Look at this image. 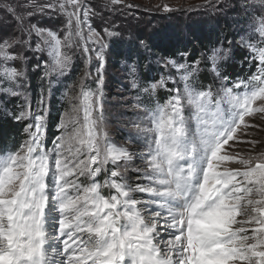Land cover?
Masks as SVG:
<instances>
[{
	"label": "snow or ice",
	"instance_id": "obj_1",
	"mask_svg": "<svg viewBox=\"0 0 264 264\" xmlns=\"http://www.w3.org/2000/svg\"><path fill=\"white\" fill-rule=\"evenodd\" d=\"M220 2L206 0L208 6ZM51 7L34 2L21 10L8 4L3 11L17 21L18 32L39 38L36 50L49 57L44 75L63 76L71 62L65 48L73 36L83 39L89 9L83 0L58 3L68 17L63 40L38 25L24 27L37 14L34 9L43 13ZM248 7L245 3L247 27L239 44L252 55L257 72L246 80L232 82L222 74L228 58L223 48L207 55L213 84H198L203 56L190 64L167 60L178 79L169 74L143 89L133 79L132 87L149 97L166 88L168 79L175 84L162 103L133 105L131 143L139 152L110 142L103 127L105 45L89 28V39L101 45L97 90L81 87L73 98L76 115L61 117L52 149L44 143L45 116L29 106L13 117L29 121L27 139L15 150L0 151V264H264V150L234 151L237 143L254 151L261 142L244 137L260 127L250 120L264 121V0L253 12ZM162 10L175 9L164 4ZM28 44L23 36L0 38V81L9 85L3 94L24 86V72L4 65L23 59L14 50ZM139 44L149 50L145 41Z\"/></svg>",
	"mask_w": 264,
	"mask_h": 264
},
{
	"label": "trees",
	"instance_id": "obj_2",
	"mask_svg": "<svg viewBox=\"0 0 264 264\" xmlns=\"http://www.w3.org/2000/svg\"><path fill=\"white\" fill-rule=\"evenodd\" d=\"M239 0L229 1L232 9L236 10L233 14L226 15L224 18H220L219 15L211 17L210 26L200 28L198 30H185L180 36H173L168 39L153 38L147 35L142 28L134 37L130 30L126 32L118 31L115 27L121 24V20L118 19V11H113L111 15V9L106 8L98 11V18L102 22L115 24L114 28L110 27L113 36L107 41L109 48L108 63L114 69L121 71V76L130 75L129 69L137 70V81L139 89L149 86L150 84L160 80L162 77H169L171 74L175 79L179 78V73L175 69L167 67V60H176L180 63H192V61L205 57L201 61L198 84L210 85L214 83V75L207 67V55H209L212 49H229V57L221 63V72L223 75L229 77L230 81L235 82L238 79H247L250 75L257 72L256 63L254 62L252 55L243 47L240 46L239 41L241 39V29L247 27L244 17L245 4H238ZM249 5L247 8L248 12H253V6H257L255 1L251 3V0H244ZM13 6H19L21 10L31 9L26 3L21 1H11ZM10 3V4H11ZM44 2L40 3L43 4ZM45 4V3H44ZM3 7V6H2ZM36 15L33 16L31 21H25V28L29 27V24L38 25L42 24H59V17L56 11L50 12L45 9L43 13L36 9ZM258 10V8L256 9ZM120 12V11H119ZM4 14V16H3ZM147 14H142L138 17L141 21L145 22L148 17ZM159 16L153 15V19L157 22L154 23L155 28L162 26L161 20L164 18L162 14ZM0 38H10L11 36H23L24 39L29 41V44L16 47L14 53L26 59L29 64L26 68L21 69L24 66L22 59H17L15 62L10 61L9 64L12 66L19 67L24 72V83L27 86L28 95L27 100L31 110H36L40 107V100L43 98V102L46 101L47 117H46V137L45 140L56 139L57 135L61 131L56 126L60 123L61 112L65 111L64 103L65 100L62 98L63 87L54 85L51 83V78L45 76L46 65H42L45 62V58L41 55V52L33 50L35 43L31 39H34V34L28 36L26 33H20L17 31V21L11 16H8L3 8H0ZM232 18H234L232 20ZM152 19V16L150 17ZM144 24V23H143ZM36 39V38H35ZM143 40L149 46V50L145 51L139 44V41ZM234 44V46H233ZM182 53H187L186 57H182ZM155 61L152 62V61ZM31 62V63H30ZM160 62H165L163 65ZM40 67H37V65ZM45 64V63H44ZM76 71L67 74L62 82H69V80L75 77V73L78 71V65L74 68ZM49 77V78H48ZM48 78V81L45 80ZM61 82V84H62ZM59 84V83H56ZM217 84V83H216ZM174 79H168L167 87L160 89L158 93L149 97L142 90H133L132 93L140 96L139 101L143 102L145 106L154 105L157 101L162 102L169 96L168 88L174 87ZM128 89V87H126ZM30 96V97H28ZM21 102L8 95L5 97L0 96V151L4 150H15L25 138L24 128L29 121L21 120L17 122L13 117L18 115L23 107H19ZM49 146H54L53 141L46 142ZM101 179V180H100ZM98 179L99 182L103 178ZM105 190V188H103ZM105 194V193H104Z\"/></svg>",
	"mask_w": 264,
	"mask_h": 264
},
{
	"label": "rangeland",
	"instance_id": "obj_3",
	"mask_svg": "<svg viewBox=\"0 0 264 264\" xmlns=\"http://www.w3.org/2000/svg\"><path fill=\"white\" fill-rule=\"evenodd\" d=\"M11 1L13 0H0V8H4L6 5L10 4ZM14 1H21L23 3H26L28 6L31 7V9L34 2L38 4L42 2H44L45 4H51L53 7L46 9H48V11L50 12L56 11L59 17V24H42L39 27L57 34L63 40L64 35L68 31L66 26L68 19L67 14L61 12L58 8V3L63 2V0ZM229 1H232L233 3V0H221L220 3L214 6H208L206 4V0H124V4L122 5H111L110 3H107V0H83V5L89 9L87 23L83 26V39L73 36L71 40V46L65 48V51L71 58L70 66L66 70L65 75L58 76L55 74H51L49 76L51 78V83H54V85L57 86L59 85V87H63L62 98H64L65 100V111L61 112V117L66 112L69 113V115H76L72 112V107L73 104L78 103V101L74 100L73 98L79 95L82 86L85 89H91L93 91L97 90V69H99L100 67V61L97 59V51L100 50L101 45L95 43L94 39H89V28H91L94 32L100 33L103 36V45H105V47H103L104 67L103 69H101V72L104 77L102 87L104 102L103 127L108 133V138L110 142L120 147H127L130 151L139 152L140 146L138 144L131 143L132 139L136 137V130L133 127V122L137 119L133 105L137 104L140 98L139 95L137 97V95L132 93L133 90H136L132 87L134 78L135 82L138 84L137 75L135 74L137 70H135V72L133 73L132 68L130 67V75L127 76L125 74L121 76L120 70L114 69L112 66L109 65L107 58L109 56V48L107 41L111 39V36H113L114 33L111 32L112 30H110V27L114 28L113 26L116 25L111 23L110 20L108 23L102 22L98 18L99 9L104 10L106 8H109L111 9V15L112 13H115L113 11H118V19H120L121 24H123L119 25L118 27H115L118 31H121L120 28H122V32L130 30V33L133 34L134 37H136V34H138L139 31H142L143 28V30H145L144 32L147 33V35L150 37L168 39L173 36H180L182 33L185 32V30L188 29L195 31L200 28L210 26L212 22L211 17H216L215 15H219L220 18H224L226 15L230 16L236 10L232 9V5L229 6ZM253 2L254 0H251V3ZM258 2L259 0H256L255 4L258 5ZM44 3L41 5H45ZM129 4L132 5L131 8L126 6ZM164 4L170 5L175 10L172 12H164L162 10V5ZM238 4L244 5L245 1L239 0ZM157 5H160L161 7H157ZM36 10L38 11V8H36ZM69 10H71V8H69ZM142 14L148 15V17L145 19V22L138 19V17ZM154 14L155 16H159L158 14H162V17L164 18L163 20H161L162 26H160L159 28H155V26H153L155 25L154 23H157L152 22L157 21L156 19H153ZM151 16L152 19H150ZM233 19L234 18H232V20ZM108 32H111L112 35H108ZM35 38L31 40L33 41V43L36 44L39 41V38ZM85 47L89 49L88 53L84 52ZM33 50H36L35 46H33ZM225 50L228 51L229 57L230 50ZM41 55L45 58V61L49 60L47 51L41 53ZM21 61L24 63V66H22L21 63L20 68H26L29 62L27 63L26 59H22ZM152 62L155 63L154 60ZM44 63H42V65H46ZM160 63L163 65L165 62ZM76 64L78 65L79 72H76L75 77L69 80V82H62V80L65 79L68 73L76 71L74 69L76 67ZM4 66L11 67L12 65L8 63V65ZM170 69L173 68L170 67ZM86 72L89 73L87 77H85ZM48 78L45 80L46 82L48 81ZM215 83L219 84V81H215ZM126 87H128V89ZM5 88H9V85L4 83L3 81H0L1 97L7 96V94H3L2 91ZM11 91H17L20 93L19 96H12L21 102V104L18 105V108L23 107L21 111H28L29 102L26 97L28 95L26 84L24 83L23 87L9 89L8 95H11ZM47 107L48 104L46 101H44L43 105H40L39 108L31 111L33 114L42 111V114L45 116L46 122ZM26 120L27 119H25L24 121ZM250 123L258 124L260 125V127L255 129H249V132L252 133V135L244 137V139H255L257 141H260L261 143L257 144L256 149L254 151L252 150L251 145L248 143L235 144L234 151L239 152L241 155H248L250 152L252 154H255V152L264 150V121H260L259 118H256L250 120ZM58 125L56 126V129L58 128ZM60 135L61 133L57 136ZM24 136L25 138L22 140L21 143H23L27 139L26 134H24ZM54 140L55 139H50V141H47L44 139V143L48 149H52L54 146L51 147L46 142H51ZM136 163L139 164V160H137ZM108 167L111 168V165H109ZM129 175L131 180L134 182L136 179L135 172L130 170ZM103 177L105 180L104 174H101L98 179ZM104 180L102 179L100 183L103 184ZM83 183L87 184L89 183V181L83 179ZM102 191L103 193H105V195H107L109 189L105 188V190L102 189Z\"/></svg>",
	"mask_w": 264,
	"mask_h": 264
}]
</instances>
